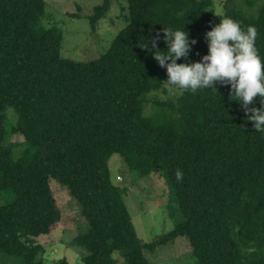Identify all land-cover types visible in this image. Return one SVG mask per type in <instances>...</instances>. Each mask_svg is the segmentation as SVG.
Segmentation results:
<instances>
[{
  "label": "trees",
  "instance_id": "obj_1",
  "mask_svg": "<svg viewBox=\"0 0 264 264\" xmlns=\"http://www.w3.org/2000/svg\"><path fill=\"white\" fill-rule=\"evenodd\" d=\"M110 2L89 17L93 28ZM234 6L228 0L217 14L212 0H127V26L104 55L83 63L61 57L62 32L42 25L44 0H0V255L43 264L36 240L61 219L53 181L88 222L70 242L85 252L84 264H117L116 252L126 264H149L144 251L179 237L189 240L196 264H264V133L229 101L230 85L179 90L146 114L150 96L167 94L168 77L140 47L151 48L159 33L157 47L167 51L163 27L189 34V57L177 63L200 62L206 33L224 17L258 29L264 58V1L252 18ZM15 135L24 138L19 156L7 143ZM116 155L144 178L160 171L178 202L183 220L157 241H140L125 190L110 182Z\"/></svg>",
  "mask_w": 264,
  "mask_h": 264
},
{
  "label": "rangeland",
  "instance_id": "obj_2",
  "mask_svg": "<svg viewBox=\"0 0 264 264\" xmlns=\"http://www.w3.org/2000/svg\"><path fill=\"white\" fill-rule=\"evenodd\" d=\"M217 14H223V5L228 0H212ZM234 6L244 17H255L264 0H234ZM44 28H57L62 32L60 55L75 62H90L104 55L112 42L126 26L128 16L127 0H111L108 13L93 28L89 17L95 8L104 4V0H44ZM167 94L160 92L150 96L146 114L153 112L154 101H165L177 95L179 89L165 87ZM13 109H7L8 123L15 122ZM9 127L10 125L7 124ZM8 145L15 146L19 156L24 150V138L15 135L8 139ZM108 170L110 182L115 187L125 190L124 202L131 214L137 237L143 243L150 244L167 235L175 224L183 220L178 202L175 201L171 188L160 171L149 177L128 170L120 156L109 159ZM49 187L56 206L61 213L57 226L48 234L39 237L36 244L42 246L38 258L43 264H56L65 260L67 264H84L81 262L83 249L70 245L80 233H85L88 222L80 214L79 205L67 191L53 181ZM85 253V252H84ZM149 264H196L189 240L179 237L166 245L156 248L151 253L144 251ZM113 259L117 264H126L121 252H116ZM0 264H23L21 259L0 255Z\"/></svg>",
  "mask_w": 264,
  "mask_h": 264
},
{
  "label": "clouds",
  "instance_id": "obj_3",
  "mask_svg": "<svg viewBox=\"0 0 264 264\" xmlns=\"http://www.w3.org/2000/svg\"><path fill=\"white\" fill-rule=\"evenodd\" d=\"M258 36L259 31L254 25L245 29L234 19L224 17L206 33L208 54L200 62L177 63L189 57V34L184 29L163 27L167 51L157 47L159 33L151 39V48L149 41L140 48L146 49L161 67L167 69L165 87L195 94L203 89L217 92V84L230 85L229 101L241 106L256 132L264 133V58L256 47ZM196 42L193 39L191 44ZM257 101L261 105L259 108L254 106ZM175 176L181 181L182 171L177 169Z\"/></svg>",
  "mask_w": 264,
  "mask_h": 264
},
{
  "label": "crops",
  "instance_id": "obj_4",
  "mask_svg": "<svg viewBox=\"0 0 264 264\" xmlns=\"http://www.w3.org/2000/svg\"><path fill=\"white\" fill-rule=\"evenodd\" d=\"M42 236H45V235H42ZM42 236H41V237H42Z\"/></svg>",
  "mask_w": 264,
  "mask_h": 264
}]
</instances>
